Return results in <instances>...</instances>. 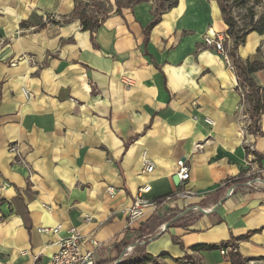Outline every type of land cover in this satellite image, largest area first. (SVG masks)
<instances>
[{
	"label": "crops",
	"instance_id": "obj_1",
	"mask_svg": "<svg viewBox=\"0 0 264 264\" xmlns=\"http://www.w3.org/2000/svg\"><path fill=\"white\" fill-rule=\"evenodd\" d=\"M172 1L150 29L153 0L90 35L76 19L62 23L74 0H0V264H46L71 228L85 250L91 239L105 244L97 264L117 262L129 246L125 264L141 254L159 264H230L219 249L192 251L222 244L264 264V184L246 185L264 181V114L262 135L250 132L235 73L205 45L207 30H227L216 1ZM47 21L56 24L38 29ZM236 56L264 64V36L246 35ZM251 78L264 88V69ZM179 161L189 179L175 186ZM143 186L151 200L182 188L195 196L128 225ZM56 226L58 235L37 231Z\"/></svg>",
	"mask_w": 264,
	"mask_h": 264
},
{
	"label": "trees",
	"instance_id": "obj_2",
	"mask_svg": "<svg viewBox=\"0 0 264 264\" xmlns=\"http://www.w3.org/2000/svg\"><path fill=\"white\" fill-rule=\"evenodd\" d=\"M148 0H113V6L109 2V0H74V9L69 18L63 20V24L69 22L70 20H78L81 26V30L84 32H89L90 35H93L98 28L102 25V23L112 14H121V10L124 8H131L139 3L147 2ZM155 3V11L153 13V20L149 25L148 29L152 28L161 16L174 8L177 5L176 1L172 0H153ZM221 15L224 24L227 27L225 32L232 40L231 47H224L227 49L228 56L230 62L234 66L235 76L237 78V82L239 86L248 88V93L246 95L247 103L249 104V119L251 121L250 132L258 133V122L259 118L262 114H264V88L257 87L253 82L251 76L264 69V64L261 62H250L248 60L242 61L236 56L237 48L244 42L246 35L249 33L255 32L258 35L264 36V21L258 20L254 28L246 31L243 35H239L235 30V22L234 20L228 16V12L225 10L223 6L224 0H215ZM47 24H56L51 21H47L45 24L39 26L38 29L45 27ZM59 24V23H57ZM257 158H260L257 155ZM244 182V181H243ZM254 232L248 233L242 240L248 239ZM176 240L174 239V242ZM226 244H222L220 246H209L202 245L196 246L192 248L194 252H202V251H213L220 248H227ZM230 264H250L251 261H261V260H247L243 259L236 251L235 246L233 249L229 251ZM166 255L161 256V258H166ZM140 260L136 264H159L155 259L150 256L141 254L139 256ZM182 260L186 262L184 264L192 263L191 257H184Z\"/></svg>",
	"mask_w": 264,
	"mask_h": 264
},
{
	"label": "built area",
	"instance_id": "obj_3",
	"mask_svg": "<svg viewBox=\"0 0 264 264\" xmlns=\"http://www.w3.org/2000/svg\"><path fill=\"white\" fill-rule=\"evenodd\" d=\"M203 39L205 45L212 46L214 51L223 58L227 68L230 71L235 72L234 66L230 62L227 49L224 47V45H227V47H231L232 45L231 38L225 33H216L213 32L211 29H209L203 36ZM236 92L240 99L238 112L243 114L244 117H248L249 108H250L246 100L248 88L239 86L237 82ZM206 122L212 125V122L210 120H206ZM8 150L9 152L14 153L17 156L19 155L15 145H10L8 147ZM142 161L145 172L151 173L153 170V165L150 162V160H148L145 153H143L142 155ZM21 164H23V166H25L28 169L27 164L23 160H21ZM177 168L178 170L176 175L178 177L179 184H182L183 182H186L189 179V168L184 161H179L177 163ZM246 185H250V181L247 182ZM7 187L8 184L3 183L1 188L3 190ZM233 189L234 187H231L229 193H231ZM149 191H150L149 186H143L138 189L137 195L133 203L126 211L128 225H132L135 222L139 221L149 210L155 211L157 208L162 207L170 202L176 200H189L195 196L194 192H192L191 190L182 188V189H177L175 192L159 200H151L144 197V195L147 194ZM106 192L111 198H113L115 195V191L113 188H107ZM85 221L86 222L90 221V218L85 217ZM37 231L43 234L58 235L60 233V226H56L54 228H41L38 229ZM87 243L89 249L85 250L83 248V244H85V241L83 240V238L81 237V235L78 233L77 230L71 228L67 232L66 236L59 238L57 242L58 249L56 253L50 257L49 261L46 264H97V260H98L97 252L98 250L104 248L105 244H102L94 239L89 240ZM227 246L228 247L226 249L225 248L219 249L222 255H227L228 252L233 249V245H227ZM132 249L133 247L130 246L127 247L125 250L126 252H124L123 256L117 261V263L123 262V259L127 257L126 253L130 252Z\"/></svg>",
	"mask_w": 264,
	"mask_h": 264
},
{
	"label": "rangeland",
	"instance_id": "obj_4",
	"mask_svg": "<svg viewBox=\"0 0 264 264\" xmlns=\"http://www.w3.org/2000/svg\"><path fill=\"white\" fill-rule=\"evenodd\" d=\"M223 6L228 12V16L234 20V30L239 35H243L246 31L257 26L255 23L258 20L264 21V0H224ZM126 258L132 259L133 257ZM156 261L158 263L161 259ZM125 262L111 261L108 264H125Z\"/></svg>",
	"mask_w": 264,
	"mask_h": 264
},
{
	"label": "water",
	"instance_id": "obj_5",
	"mask_svg": "<svg viewBox=\"0 0 264 264\" xmlns=\"http://www.w3.org/2000/svg\"><path fill=\"white\" fill-rule=\"evenodd\" d=\"M173 181H174L175 186H178L179 181H178V177H177V175H175V176L173 177ZM257 183H258V184H264V181H262V180H260V179H255V180L250 181V184H257ZM222 201H223V200H221L220 203H222ZM196 210H197L198 212H200L201 214H208V213L211 212V211L207 212V211L203 210V209L200 208V207H196ZM212 211H213V210H212ZM176 219H177V218H175L174 220H176ZM169 225H170V223H166V224L163 226L162 231L166 230V229L169 227Z\"/></svg>",
	"mask_w": 264,
	"mask_h": 264
}]
</instances>
